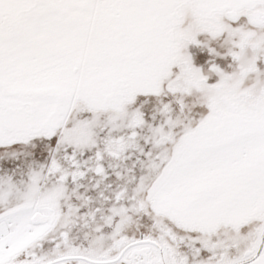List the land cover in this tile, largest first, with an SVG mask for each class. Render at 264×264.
Segmentation results:
<instances>
[{
	"label": "snow or ice",
	"instance_id": "obj_1",
	"mask_svg": "<svg viewBox=\"0 0 264 264\" xmlns=\"http://www.w3.org/2000/svg\"><path fill=\"white\" fill-rule=\"evenodd\" d=\"M0 264H264V0H0Z\"/></svg>",
	"mask_w": 264,
	"mask_h": 264
}]
</instances>
